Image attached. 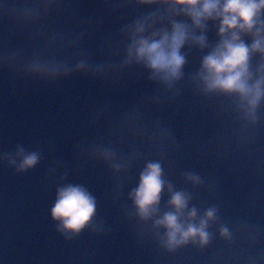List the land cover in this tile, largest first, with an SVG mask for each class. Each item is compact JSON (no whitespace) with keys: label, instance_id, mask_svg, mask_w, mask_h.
<instances>
[{"label":"clouds","instance_id":"9594fccd","mask_svg":"<svg viewBox=\"0 0 264 264\" xmlns=\"http://www.w3.org/2000/svg\"><path fill=\"white\" fill-rule=\"evenodd\" d=\"M84 3L0 0V71L47 85L79 75L106 92L78 126L85 131L71 165L52 141L17 143L0 151V165L21 175L48 154V214L65 242L114 230L93 191L69 180L99 167L151 264L186 250L204 264H264V221L250 211L260 197L247 194L245 210L226 216L221 195L242 167L264 178V0H96L92 15L82 14ZM108 21L116 26L105 31ZM140 82L151 87L131 103L108 98ZM187 152L219 162L224 174L184 166Z\"/></svg>","mask_w":264,"mask_h":264},{"label":"water","instance_id":"95a60500","mask_svg":"<svg viewBox=\"0 0 264 264\" xmlns=\"http://www.w3.org/2000/svg\"><path fill=\"white\" fill-rule=\"evenodd\" d=\"M97 11L96 0H85L81 6L84 15ZM115 26L108 21L104 28L108 31ZM209 38L215 39V34L210 32ZM91 45L94 46V41ZM148 87L151 85L140 82L107 95L114 106L120 107L131 103ZM105 95L101 82L79 75L47 85L0 71V151L11 150L17 143L31 148L52 141L55 154L71 165L73 146L85 131L78 126L92 107L103 102ZM176 124L178 128L185 127L182 115L177 117ZM47 162L46 153L40 165L21 175L0 165V264H151L148 250L136 247L122 225L119 206L108 198V180L99 167L82 175L73 174L69 180L85 183L93 191L100 201V214L114 230L101 237L85 232L77 240L65 242L54 231L48 214L54 189L44 187ZM182 163L200 171L224 174L219 162L202 159L195 152H187ZM249 193L260 197L257 206L250 210L252 217L264 221V178L250 167H242L238 179L223 180L225 215L244 211V198ZM162 264H204V261L194 251L186 250Z\"/></svg>","mask_w":264,"mask_h":264}]
</instances>
